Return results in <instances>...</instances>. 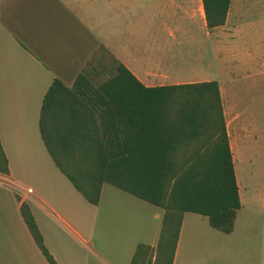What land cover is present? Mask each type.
Wrapping results in <instances>:
<instances>
[{
	"label": "crops",
	"instance_id": "obj_1",
	"mask_svg": "<svg viewBox=\"0 0 264 264\" xmlns=\"http://www.w3.org/2000/svg\"><path fill=\"white\" fill-rule=\"evenodd\" d=\"M231 5L225 24L209 30L201 0H0V144L9 168L0 172V264H49L16 196L57 264H129L137 244L156 245L161 208L107 184L92 205L55 166L38 128L42 99L55 79L70 87L85 69L110 75L113 60L147 87L200 82L184 70L183 44L224 29ZM193 217L183 215L173 264L184 248L208 263L219 255L212 248L238 244L234 226L215 234Z\"/></svg>",
	"mask_w": 264,
	"mask_h": 264
},
{
	"label": "trees",
	"instance_id": "obj_2",
	"mask_svg": "<svg viewBox=\"0 0 264 264\" xmlns=\"http://www.w3.org/2000/svg\"><path fill=\"white\" fill-rule=\"evenodd\" d=\"M201 1L207 29L223 26L232 0ZM113 62L96 84L87 69L70 87L52 82L40 107V137L90 204L107 184L161 208L156 245L137 244L129 264H173L185 213L228 234L241 208L220 88L215 80L147 87ZM0 172L9 173L1 144ZM16 199L39 251L57 264L28 205Z\"/></svg>",
	"mask_w": 264,
	"mask_h": 264
},
{
	"label": "rangeland",
	"instance_id": "obj_3",
	"mask_svg": "<svg viewBox=\"0 0 264 264\" xmlns=\"http://www.w3.org/2000/svg\"><path fill=\"white\" fill-rule=\"evenodd\" d=\"M193 37L195 43L183 44L181 61L184 70L196 74L194 80H215L220 88L241 201L234 224L239 242L231 250L212 248L219 255L208 263L200 260L198 249L184 248L178 264H251L255 258L264 264V0H232L224 29L210 35L199 30ZM89 77L96 84L107 74ZM191 215L198 227L208 226L202 216Z\"/></svg>",
	"mask_w": 264,
	"mask_h": 264
}]
</instances>
